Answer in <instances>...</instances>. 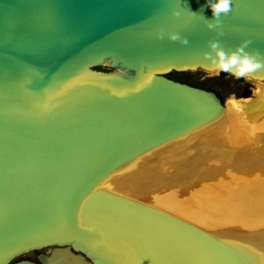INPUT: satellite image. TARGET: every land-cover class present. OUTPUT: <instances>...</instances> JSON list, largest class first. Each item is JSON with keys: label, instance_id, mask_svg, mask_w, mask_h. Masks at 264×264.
<instances>
[{"label": "water", "instance_id": "1", "mask_svg": "<svg viewBox=\"0 0 264 264\" xmlns=\"http://www.w3.org/2000/svg\"><path fill=\"white\" fill-rule=\"evenodd\" d=\"M206 19L208 0H0V264H36L18 257L48 246L45 264H246L187 220L97 187L221 109L169 77L204 69L209 40L264 53V0H232L223 36Z\"/></svg>", "mask_w": 264, "mask_h": 264}, {"label": "bare ground", "instance_id": "2", "mask_svg": "<svg viewBox=\"0 0 264 264\" xmlns=\"http://www.w3.org/2000/svg\"><path fill=\"white\" fill-rule=\"evenodd\" d=\"M198 71L210 76L200 67L188 73ZM246 83L247 95L231 94L213 117L134 158L97 187L183 218L246 264H264V77Z\"/></svg>", "mask_w": 264, "mask_h": 264}, {"label": "clouds", "instance_id": "3", "mask_svg": "<svg viewBox=\"0 0 264 264\" xmlns=\"http://www.w3.org/2000/svg\"><path fill=\"white\" fill-rule=\"evenodd\" d=\"M208 6L211 8L213 19H206V27L209 30H215L218 37L223 36L224 33L220 30L221 16L227 15L232 10V0H208ZM172 15L178 17L180 12L173 9ZM157 38L163 39V32H159ZM167 38L182 45L189 43L188 38L178 32L167 33ZM251 43V40H242L233 49L226 50L219 39H211L207 42L208 50L202 53L207 63H202V65L210 76H219L221 72H224L237 80L243 78L250 81L256 78L257 73L264 72V53L258 50L249 51ZM230 102L237 108L239 107L235 96L230 97Z\"/></svg>", "mask_w": 264, "mask_h": 264}, {"label": "rangeland", "instance_id": "4", "mask_svg": "<svg viewBox=\"0 0 264 264\" xmlns=\"http://www.w3.org/2000/svg\"><path fill=\"white\" fill-rule=\"evenodd\" d=\"M173 75L177 79H181L183 81L193 83L197 86H201L209 90H213L221 101H225L226 99H228L227 97H229L231 94H235L239 92L243 86L242 82H238L236 79L230 77L215 78L213 80H209L208 82H199L198 79L203 78L205 75L199 76L198 79H195L193 75L184 74V73H182L181 75H177V74H173ZM162 183L165 184L164 182Z\"/></svg>", "mask_w": 264, "mask_h": 264}, {"label": "flooded vegetation", "instance_id": "5", "mask_svg": "<svg viewBox=\"0 0 264 264\" xmlns=\"http://www.w3.org/2000/svg\"><path fill=\"white\" fill-rule=\"evenodd\" d=\"M197 73H200V74H197ZM197 73L193 75V77H194L195 79H198L199 76L204 75V74L201 73L200 71H198ZM190 75H192V74H190ZM169 77H171V78H173V79H175V80H178V81H180V82H184V83H187V84H190V85L197 86V85H195V84H193V83H190V82H187V81H183V80H181V79H177V78L174 77V75H171V76H169ZM204 78H206V76H204V77L201 78V79H198V81H199V82H202V80H203ZM228 78H229V77H228ZM213 79H215V78H212L211 80H213ZM208 81H209V80H207V81H205V82H208ZM238 82H239V81H238ZM242 83H243V82H242ZM244 85H245V83H243L242 89H243ZM199 87H201V86H199ZM202 88H204V87H202ZM205 89H207V88H205ZM242 89H241V90H242ZM208 90H209V89H208ZM241 90H240L239 92H237V93H240ZM211 91H213V90H211ZM213 92H214V91H213ZM237 93H235V94H237ZM50 250H51V248H50L49 246H48V247H43V248L38 249V250H35V251L31 250V251H29V252H27V253L22 254L21 256H19L18 259H27V260H30V261L35 262L36 264H45L43 261L40 260L39 256H40V255H49L50 252H51Z\"/></svg>", "mask_w": 264, "mask_h": 264}]
</instances>
